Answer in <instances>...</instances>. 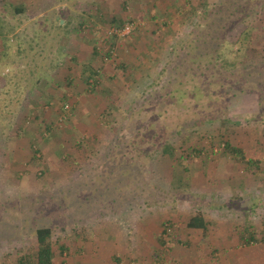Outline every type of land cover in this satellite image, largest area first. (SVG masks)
<instances>
[{
    "label": "rangeland",
    "instance_id": "obj_1",
    "mask_svg": "<svg viewBox=\"0 0 264 264\" xmlns=\"http://www.w3.org/2000/svg\"><path fill=\"white\" fill-rule=\"evenodd\" d=\"M257 1L260 8L255 10L260 14L235 32L247 26L256 28L251 42L254 50H262L259 55L263 56L264 41L260 35L264 33V0ZM217 2L0 0L1 105L12 111L9 126L3 132L13 137L6 142L7 158L0 163V264H22L18 263L19 258L34 248L36 230L45 225L55 229L54 242L67 247L61 253L55 246L53 264H78L76 259L84 264L90 256L89 264H99L94 259L103 260L110 253L123 254V250L130 256L118 263L161 264L158 254L157 258L154 254L145 258L132 255L145 243L136 236L141 230L153 233L160 228V238L171 240L180 235L178 226H184L180 223L185 224L192 211H201L208 218H223L225 224L216 226L212 235L193 230V256L187 255L193 259L191 264H227L226 259L232 257L228 254H224L222 263L209 247L195 250L199 237L203 238V245L209 246V241L217 242L216 236L221 245L235 242L236 249L243 250L235 254L240 262L249 257L264 264V119L255 118L258 109L247 112L246 108L248 114L243 112L240 122L231 121L222 131L227 141L244 149L246 160L261 163L252 168L256 175L246 170L245 163L221 155L222 149L212 153L219 145L211 141L213 131L221 126L219 122L199 126L188 141L175 140L174 156L185 158L189 170L177 195L168 192L170 158L168 167H155L152 163L145 179L132 181L128 186L124 183L121 189L119 184L126 177L114 166L101 162L107 150H112V138L102 131L105 122L101 116L113 120L112 126L119 129L136 114L141 120L138 128L143 132L158 109L154 108V101L146 115L145 109H139L144 97L136 100L135 93L142 91L149 99H156L155 92H162L164 80L170 73L174 76L173 69L186 59L197 26L207 22L202 5L213 7ZM20 5L25 12L17 15L15 7ZM228 8L226 4L224 10ZM193 10L198 11L192 14ZM129 21L137 22V29L126 39L116 37L115 54L106 56L109 46L105 42L112 37L108 35L109 28ZM8 42L10 49L5 55ZM247 54L241 63L252 60V51ZM123 61L126 68L119 66ZM88 63L101 71L98 86L92 91L84 81L82 69ZM15 70L16 75L12 74ZM154 70L161 72L156 84ZM24 104L27 109L23 114ZM240 113L236 111L235 115ZM142 115L146 117L141 119ZM51 121L59 127V135L53 133L55 138L46 133L45 122ZM153 121L156 126L160 124L157 119ZM21 124L28 131L27 136L17 134ZM133 132H124L123 137L130 150ZM14 141L16 144L9 148ZM78 142L84 145L80 147ZM1 143L6 145L4 139ZM193 148H202L204 153L199 156ZM2 150L1 146L0 154ZM159 158L164 165V159ZM229 234L230 242L226 240ZM250 236L254 237L251 243L243 241ZM81 238L83 244H100L96 246L97 254L92 256L84 248L77 251Z\"/></svg>",
    "mask_w": 264,
    "mask_h": 264
},
{
    "label": "trees",
    "instance_id": "obj_2",
    "mask_svg": "<svg viewBox=\"0 0 264 264\" xmlns=\"http://www.w3.org/2000/svg\"><path fill=\"white\" fill-rule=\"evenodd\" d=\"M226 4L230 6L228 10H224ZM258 4L260 5L259 1L256 2V0H218L213 7H210L213 4H201L204 7V16L207 22L204 26H197L198 32L194 33L193 42L189 47L190 50L185 54L186 59L182 60L180 66L178 65L173 69L176 74L173 76L170 73L168 78L164 80L161 86L162 92L158 91L153 95L156 98L155 100L144 96L145 92L135 93L136 100L144 97L142 101L144 103L141 104L139 109H145L146 115L153 108L154 101V108L158 109V114H154L151 120L147 122L143 132L138 128V122L141 120L137 119L136 114H132L127 124L119 129L112 126L111 122L113 120L104 114L101 116L105 122L102 131L108 133L112 138V148H110L112 150H107L108 153L106 152L105 156L103 155L101 162H104V166H114L116 172L118 171L122 177H126L119 184L120 189L124 186V183L128 186L132 181L141 182L142 179H145L147 170L152 163L156 165L155 167H168L170 158L169 167L172 168V174L168 192L175 195L180 193L182 182L189 170L185 164V158L180 156L176 159L174 156V142L176 139L188 141L192 138V135L195 136V129L204 126L206 123L213 125L219 122L221 125L217 126L216 131H213L214 135L211 136L213 144L215 141L219 144L218 147L213 148L216 151L212 150V153H218L222 149L221 155L245 163L246 170H250L252 174L256 175V171H253L252 168H258L261 163L246 160L244 149L227 141L222 131L223 127L226 129L231 121L240 122L243 112L248 114L247 112L253 111V109H258L255 115L256 119H264V53L263 56L259 55V50L261 52L262 50L258 47L254 50L253 41L251 42L256 28L247 26L243 31L235 32L240 26L248 25L251 17H257L260 14L258 10H255L259 6ZM207 6L210 8H207ZM15 10L17 15L25 12L22 5L15 7ZM197 11L193 10L191 13L196 14ZM122 24L120 23L118 26L121 27L124 25ZM111 38H107L105 42L109 46L106 56H110L115 50L114 46L117 38L116 36ZM260 40L263 43L264 33L260 35ZM9 49L8 42L4 48L5 55L8 54ZM97 49L95 47L94 53H97ZM250 51L253 54L250 58L252 60H249L248 63H241L240 61L246 59L247 53ZM126 64L123 61L119 66L120 68H126ZM82 67L85 74V83L90 90L91 88L94 90L101 78L100 69L95 68L92 63L85 64ZM127 72H130V70ZM153 73L157 77L156 84L158 78L161 77V72L154 70ZM12 74L16 75L17 71L15 70ZM153 76L150 75V78ZM9 80L11 89L14 78H9ZM7 92L9 90L4 93ZM2 96L0 95V147L2 146L3 150L0 154V163L5 161L4 158H7L9 149L7 150L5 147L11 140L10 138H13L12 136H6L3 132L9 126L7 123H9V117L12 116V111L8 112V110H5L7 107H2ZM148 96H151V94H148ZM23 107L24 114L26 113L27 104H24ZM246 108L250 110L248 109L246 112ZM236 111L241 113L235 115ZM38 116L40 117V114ZM105 116L109 120H106ZM144 117L146 116L142 115L141 119ZM155 119L160 121L159 127L155 125V121H153ZM45 125L46 133L55 138L53 133H57L59 127L57 125L54 127L55 123L53 121L49 124L45 122ZM25 129L21 124L19 126L20 132H17V134L27 136L29 133ZM133 130L134 136L130 142L133 147L132 151L126 148L123 137L125 136L124 132L132 135ZM159 130L162 132L159 133ZM3 139L5 144L7 142L6 145H2L1 141ZM44 139L48 138L44 137ZM78 143L84 145L83 142ZM15 144L16 141L9 148H12ZM32 144L34 146L35 143ZM193 150L196 151L193 153L199 156L204 153L202 148L200 150L193 148ZM34 153L35 156L37 151ZM15 155L17 156L16 153ZM159 156L164 159V165L160 164L161 159ZM206 225L204 214L201 211L196 212L189 222V227L193 229L206 230ZM55 232V229L50 225L38 228L34 237V248L28 254L19 258L18 263L53 264L56 256L55 246L59 248L61 253L67 250V247L63 244L58 245V242H54ZM246 240L247 244L251 243L254 237H244L243 241ZM262 240L264 241V239Z\"/></svg>",
    "mask_w": 264,
    "mask_h": 264
},
{
    "label": "crops",
    "instance_id": "obj_3",
    "mask_svg": "<svg viewBox=\"0 0 264 264\" xmlns=\"http://www.w3.org/2000/svg\"><path fill=\"white\" fill-rule=\"evenodd\" d=\"M110 12L114 13L113 10H110ZM110 16H112L111 20L115 21L114 14L110 13ZM193 215L194 214L192 211L191 216L189 218L187 217V221H185V224H184V222L180 223L181 225L182 224L184 225V226H178V231H179L180 235H177V237L175 236V237L171 238V240H167L165 237L160 238V232H161L160 228L157 231H154L153 233H150V232L148 233V231L142 232L143 230H141V233H139L136 236V238L137 239H139V238L143 239L145 243H142L140 248L133 250L134 253L132 255L133 256L135 255L139 258L140 257L145 258V257L149 256L150 254H154L155 258H157V254H158L159 257L157 258V261L161 262V264L162 263L163 264H191L190 262H192L193 259H190V257L187 255L193 256V230L204 231L205 233L202 232L204 234V236L207 234L212 235L215 231H217V228L221 224L224 223L223 218H220V219L213 218V217L208 218L206 215H204L205 221L207 224L206 230L193 229V228L189 227V222H190V219L193 217ZM216 226H217V228H215ZM214 229H215V231H214ZM144 234L146 236H144ZM230 237H231V235L229 234V236L226 237V240H229V239L231 240ZM215 240L217 241L216 243L212 244L209 241L208 242L209 246H205V245H203V238L199 237L196 244L194 245L195 250H198V247H200L201 249H206L209 247L212 254L217 253V255L219 256V260L221 259L222 263H223L224 254L225 255L228 254L229 256H232V257L226 259L227 264H259V261L257 263V262H255V259L251 260V258H249V257L242 259V262H240V260L238 258L236 259L235 254H239L243 250H241L239 248L236 249V247H235L236 243L235 242H233L234 245H232L233 243L229 244V245L228 244L227 245H221V243H219V241L221 240L219 236H216ZM230 240H229V242H230ZM76 245L78 246L77 251L84 248V249H86V251L88 253H90L92 256H94L95 254H97L96 253V246H98L100 244L92 243L91 241H85V244H83V239H82V241L77 242ZM132 246H130V247H132ZM232 246H233V248L230 249V247H232ZM167 247H169V248L167 249ZM129 249L131 250V248H129ZM137 250H138V253H137ZM123 252H124L123 254H118V255H116L113 252L114 254L110 253L108 255V257L103 259V260L101 257L99 259L97 258L94 260L96 261V263H99V264H100V262L102 263V261L107 263V264H121V263H124L125 258L130 256V252L125 253L124 250H123ZM253 254H256V253H253ZM76 260L74 262H78V264H79L80 263L79 259H78V261H76ZM120 261H122V262L118 263ZM91 262H92L91 256L88 259H84V264H89Z\"/></svg>",
    "mask_w": 264,
    "mask_h": 264
},
{
    "label": "built area",
    "instance_id": "obj_4",
    "mask_svg": "<svg viewBox=\"0 0 264 264\" xmlns=\"http://www.w3.org/2000/svg\"><path fill=\"white\" fill-rule=\"evenodd\" d=\"M137 27H138L137 22L129 21V22H126L122 27L113 26L109 28L108 35L116 36L120 40L126 39L137 29Z\"/></svg>",
    "mask_w": 264,
    "mask_h": 264
}]
</instances>
